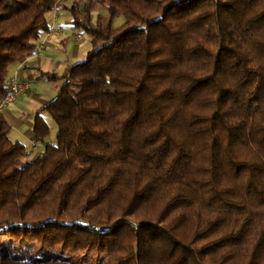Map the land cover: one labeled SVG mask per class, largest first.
<instances>
[{
  "label": "trees",
  "instance_id": "obj_1",
  "mask_svg": "<svg viewBox=\"0 0 264 264\" xmlns=\"http://www.w3.org/2000/svg\"><path fill=\"white\" fill-rule=\"evenodd\" d=\"M60 1L0 0V99ZM62 8L90 48L40 72L56 144L0 114V264H264V0Z\"/></svg>",
  "mask_w": 264,
  "mask_h": 264
},
{
  "label": "crops",
  "instance_id": "obj_2",
  "mask_svg": "<svg viewBox=\"0 0 264 264\" xmlns=\"http://www.w3.org/2000/svg\"><path fill=\"white\" fill-rule=\"evenodd\" d=\"M59 5L47 14L51 30L42 34L36 50L20 57L10 66L7 74L8 84L13 80L28 84L26 92L1 108L0 114L10 125L9 138L24 144L29 159L37 157L46 144H56L57 131H52L50 127V115L40 111V108L56 96L60 81L41 77L40 72H55L59 75L68 64L83 59L90 48V43L86 45L82 33L73 30L71 18L67 25L63 24L61 19L65 17L64 12L69 11L61 10L64 6L62 0ZM68 27L72 28V39L79 49L77 53L72 52V57L66 51L68 41L64 37ZM78 34L82 36L81 39H77Z\"/></svg>",
  "mask_w": 264,
  "mask_h": 264
},
{
  "label": "rangeland",
  "instance_id": "obj_3",
  "mask_svg": "<svg viewBox=\"0 0 264 264\" xmlns=\"http://www.w3.org/2000/svg\"><path fill=\"white\" fill-rule=\"evenodd\" d=\"M74 2H76L78 4L80 9H82L84 7L85 0H62V4L64 6H66V7H70ZM61 10H65V9H61ZM97 15L101 16L102 23L104 25L110 24L111 27H113V28L117 27V25L120 24L123 21V17H118V18H115L112 22H110L109 19H108L107 11L105 10L104 5L102 3H100V2H97V4L95 5V8H94V11L92 12V17H93L94 21L96 20ZM64 16L65 17H62L61 20H62L64 25H67L68 20L71 18V15H70L69 12H66V13L64 12ZM72 28L71 27L66 28L65 29L66 32L64 34V37L68 41L66 51L69 54V57L73 56L72 55L73 51H75L77 53L78 50H79V49H77L76 44H74V41L72 39L73 38ZM73 30H75V29H73ZM76 31H79V30H76ZM81 33L83 35V39L87 42L86 45L88 46L89 43H90V40H91L90 36L88 34H86V33H83V32H81ZM63 71L61 72V74L63 73ZM61 74H59V75H61ZM54 81H56V80H54ZM49 118H50V123H51L50 127H52V131L54 130L56 132L57 131V125H56L54 119L51 116Z\"/></svg>",
  "mask_w": 264,
  "mask_h": 264
},
{
  "label": "built area",
  "instance_id": "obj_4",
  "mask_svg": "<svg viewBox=\"0 0 264 264\" xmlns=\"http://www.w3.org/2000/svg\"><path fill=\"white\" fill-rule=\"evenodd\" d=\"M80 34L77 35V39H81ZM28 88V84L23 81L13 80L9 83V92L6 96L0 99V110L8 103L16 100L19 96L23 95Z\"/></svg>",
  "mask_w": 264,
  "mask_h": 264
}]
</instances>
